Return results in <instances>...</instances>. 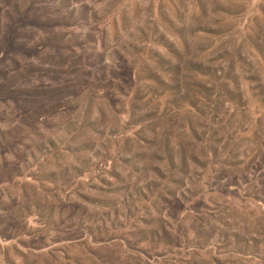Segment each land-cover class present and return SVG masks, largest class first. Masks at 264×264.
I'll return each instance as SVG.
<instances>
[{"label": "rangeland", "instance_id": "1", "mask_svg": "<svg viewBox=\"0 0 264 264\" xmlns=\"http://www.w3.org/2000/svg\"><path fill=\"white\" fill-rule=\"evenodd\" d=\"M0 264H264V0H0Z\"/></svg>", "mask_w": 264, "mask_h": 264}]
</instances>
